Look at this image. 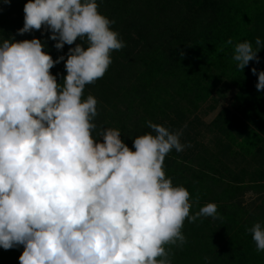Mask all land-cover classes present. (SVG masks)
<instances>
[{"label": "clouds", "instance_id": "1", "mask_svg": "<svg viewBox=\"0 0 264 264\" xmlns=\"http://www.w3.org/2000/svg\"><path fill=\"white\" fill-rule=\"evenodd\" d=\"M98 9L97 0L24 5L18 34L49 31L57 51L75 44L66 57L53 59L38 38L0 36V248L23 246L19 264H172V247L187 242L186 220L221 218L213 202L191 214L190 192L166 175V156L190 146L181 130L148 121L153 131L130 148L121 130L97 129L98 101L83 99L84 89L126 46ZM255 45H234L238 70L260 62L264 41ZM62 61L58 82L50 70ZM251 71L264 90V71ZM248 231L264 251V225Z\"/></svg>", "mask_w": 264, "mask_h": 264}, {"label": "trees", "instance_id": "2", "mask_svg": "<svg viewBox=\"0 0 264 264\" xmlns=\"http://www.w3.org/2000/svg\"><path fill=\"white\" fill-rule=\"evenodd\" d=\"M27 2L11 0L10 5H5L0 0V26L6 28H0V36L15 40L38 38L46 43L45 51L53 59L66 57L69 47L75 44H66L57 51L49 31L18 34ZM97 3L100 13L115 21L112 29L126 44L112 52L113 62L103 78L84 89L83 99L92 95L98 101V115L93 121L98 130H121V138L132 148L130 135L149 133L148 121L157 124L163 118V126L169 129L180 124L186 110L176 105L182 99L198 110L218 84L228 82L236 90L231 104L234 109L225 108L211 123V132L217 134L218 142L213 151L203 149L196 156L198 168L190 167L173 151L165 158L164 169L173 185L183 186L191 194L190 213L213 202L221 217H201L191 223L186 220L182 231L187 242L182 248L172 247V264H264V251H257L248 231L257 222L264 225V205L256 206L246 197L248 193L264 195V90H257L258 77L251 71L253 67L264 71V48L258 53L260 62L250 61L243 71L232 59L236 43L247 40L255 49L254 31L264 14H251V4L241 0ZM9 13L17 16L12 24L7 19ZM229 40L232 44L227 43ZM50 71L62 82L66 75L64 62ZM148 76L154 81L153 87L146 82ZM160 76L165 86L169 84L162 91ZM126 123L133 124V131L128 130ZM198 146L193 149L194 155ZM238 162L249 168H235ZM256 166L260 169L251 171ZM22 251L23 246L0 248V264H19Z\"/></svg>", "mask_w": 264, "mask_h": 264}, {"label": "rangeland", "instance_id": "3", "mask_svg": "<svg viewBox=\"0 0 264 264\" xmlns=\"http://www.w3.org/2000/svg\"><path fill=\"white\" fill-rule=\"evenodd\" d=\"M240 1V0H239ZM246 2L247 4H251L250 13L251 14H257L261 15L264 14V0H241ZM7 19L9 20L10 24H12L13 21H16L17 16L12 15V13H9ZM0 28L4 31L6 28L5 26H0ZM18 30V29H17ZM9 33L12 34L13 32L9 30ZM254 35L256 37H259L264 41V19L261 21V23L257 24V27L254 31ZM17 41H20V39L17 37ZM159 78H163V76H160ZM163 82V87L159 86V90L162 91V89L167 88L169 84H166L164 79L161 80ZM146 82L153 87L154 81L153 79L148 76L146 79ZM227 83V84H226ZM174 85L171 89H173ZM236 95V90L232 87L231 84L228 82H222L218 84L217 90L212 91V94L207 98V100L199 105V109L195 110L193 108V105H191L188 101L185 99H182L176 105V107H182L186 110V115L184 120L179 124H176V126L170 130L175 132L177 130H181L183 135L181 136V142L185 145H190L185 147V149L182 152H176L173 150V155H178L181 159H186L188 165L190 167H196L198 168V160L196 159V156L198 154H201V151L203 149L209 150L210 152L215 149L216 142H218V136L217 134H214L211 132V123L216 119V117L219 115V113L224 110L225 108H232V99ZM249 100V98H247ZM234 109V108H232ZM163 119V118H162ZM161 119V121H162ZM157 122V124L163 125L162 122ZM126 127L129 131H133V124L128 125L126 123ZM151 129L149 132H152ZM154 134V133H153ZM143 135V133H141ZM135 137L130 135V139H134ZM198 146V152L195 155L193 154V149L197 148ZM202 145V147H201ZM202 148V149H201ZM194 152V153H195ZM193 154V156H192ZM207 157V156H206ZM228 159V158H227ZM231 163V162H230ZM232 165V164H231ZM235 168L242 169H248L243 165L242 162H238V164H235ZM264 168V166H262ZM260 169V166L253 167L252 170ZM247 202H254L256 206H259L260 204L264 205V195L258 197L256 195H253L252 193L247 194Z\"/></svg>", "mask_w": 264, "mask_h": 264}]
</instances>
